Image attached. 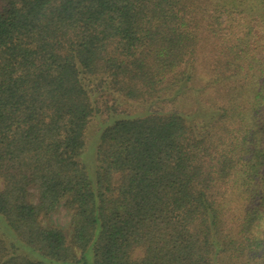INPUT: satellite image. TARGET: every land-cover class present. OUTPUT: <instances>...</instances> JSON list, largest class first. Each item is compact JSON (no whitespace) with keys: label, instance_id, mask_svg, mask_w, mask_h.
I'll return each instance as SVG.
<instances>
[{"label":"trees","instance_id":"trees-1","mask_svg":"<svg viewBox=\"0 0 264 264\" xmlns=\"http://www.w3.org/2000/svg\"><path fill=\"white\" fill-rule=\"evenodd\" d=\"M262 217L264 0H0V264H264Z\"/></svg>","mask_w":264,"mask_h":264},{"label":"rangeland","instance_id":"rangeland-1","mask_svg":"<svg viewBox=\"0 0 264 264\" xmlns=\"http://www.w3.org/2000/svg\"><path fill=\"white\" fill-rule=\"evenodd\" d=\"M53 221L58 225L66 226L70 221V216L67 211L62 208L59 213L53 216Z\"/></svg>","mask_w":264,"mask_h":264},{"label":"clouds","instance_id":"clouds-1","mask_svg":"<svg viewBox=\"0 0 264 264\" xmlns=\"http://www.w3.org/2000/svg\"><path fill=\"white\" fill-rule=\"evenodd\" d=\"M261 223H264V217L261 218Z\"/></svg>","mask_w":264,"mask_h":264}]
</instances>
